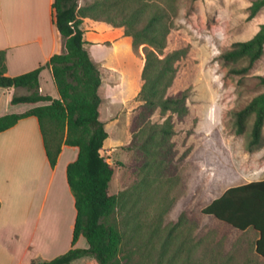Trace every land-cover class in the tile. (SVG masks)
<instances>
[{"label": "rangeland", "instance_id": "374dc122", "mask_svg": "<svg viewBox=\"0 0 264 264\" xmlns=\"http://www.w3.org/2000/svg\"><path fill=\"white\" fill-rule=\"evenodd\" d=\"M255 1L78 0L87 31L97 20L109 24L90 50L103 78L102 154L115 168L122 264H264L256 231L202 213L227 187L264 176V127L263 143L249 149L255 116L242 134L234 125V112L264 92V53L243 74L232 69L249 66L248 57H223L264 25V6L250 16ZM158 16L171 27L165 52L187 53L167 90L149 94L156 67L139 96L146 45L135 50L133 35L142 39ZM171 96L179 100L165 102ZM78 263L97 264L93 256Z\"/></svg>", "mask_w": 264, "mask_h": 264}, {"label": "trees", "instance_id": "16d2710c", "mask_svg": "<svg viewBox=\"0 0 264 264\" xmlns=\"http://www.w3.org/2000/svg\"><path fill=\"white\" fill-rule=\"evenodd\" d=\"M263 6L264 0H256L251 6L250 16L254 17ZM84 17L79 13L78 0H54L53 21L63 49L53 54L45 65L34 70L17 76L9 75L5 51H0V87H28L30 94L14 95L11 103L35 105L24 113L0 116V132L13 127L27 116H36L52 167L56 166L64 144L79 147L77 159L67 166V179L77 209L72 247L52 259L33 260L32 264H71L85 256H93L97 264H122V236L113 220L117 197L111 190V182L115 168L102 154L109 137L99 110L102 102L99 88L103 78L100 68L85 47L87 41L84 37ZM162 21L160 16L154 17L153 24L140 35L142 39L133 35L135 50L140 45H146L142 73L145 83L139 96L144 95L148 75L156 67L159 68V73L155 82L150 85L149 94L167 90L176 77V63L187 53L185 48L165 52L171 27ZM160 24L162 25L159 26ZM263 53L264 25L250 40L235 43L223 57L230 61L248 57L249 66L232 69L234 73L243 74ZM46 66L52 69L58 97L39 92V75ZM163 80L166 82L165 86L158 89V84ZM261 80L264 83V76H261ZM177 98L166 97L165 102L178 101ZM252 115L255 117L248 141L249 149L263 143L264 92L255 96L246 107L234 112L236 133L242 134L246 130ZM202 213L214 215L219 221L239 230L252 228L259 232L255 250L264 258V179L229 187L221 196L203 207ZM81 237L86 238L88 247L76 246Z\"/></svg>", "mask_w": 264, "mask_h": 264}, {"label": "crops", "instance_id": "0c3cea01", "mask_svg": "<svg viewBox=\"0 0 264 264\" xmlns=\"http://www.w3.org/2000/svg\"><path fill=\"white\" fill-rule=\"evenodd\" d=\"M53 2L0 0V51H5L9 75L17 76L45 65L53 54L63 49L53 21ZM107 25L106 21L97 20L87 31V21L83 23L85 47L91 58L90 47L98 45ZM102 87L103 82L99 93ZM39 92L59 96L49 66L39 75ZM30 93L28 87H0V116L33 108V104L11 103L12 96ZM78 154L79 147L64 144L56 166L52 167L39 120L34 115L0 132V264H32L33 260L52 259L72 247L77 209L67 179V166ZM262 179L264 176L236 185ZM256 233L257 240L259 232ZM76 246L89 245L81 237ZM85 257L71 264H79Z\"/></svg>", "mask_w": 264, "mask_h": 264}]
</instances>
